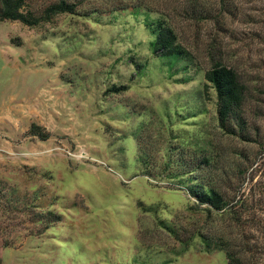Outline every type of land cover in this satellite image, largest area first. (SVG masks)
Returning <instances> with one entry per match:
<instances>
[{"label": "rangeland", "instance_id": "1", "mask_svg": "<svg viewBox=\"0 0 264 264\" xmlns=\"http://www.w3.org/2000/svg\"><path fill=\"white\" fill-rule=\"evenodd\" d=\"M58 1L21 10L39 17ZM188 1L85 0L35 26L0 21V264H228L226 250L264 264V145L249 146L252 167L227 196L239 222L207 217L187 191L197 151L242 147L217 128L207 45L217 35L262 69L264 0H228L224 32L191 19ZM158 20L184 57L152 53ZM255 124L264 139V118Z\"/></svg>", "mask_w": 264, "mask_h": 264}, {"label": "trees", "instance_id": "2", "mask_svg": "<svg viewBox=\"0 0 264 264\" xmlns=\"http://www.w3.org/2000/svg\"><path fill=\"white\" fill-rule=\"evenodd\" d=\"M84 1L75 0L69 3L67 0H59L47 6L39 17H35L22 12L25 0H0V21H18L27 26H35L48 22L57 15L75 14L77 7ZM184 11L193 20L213 21L219 32L226 31L225 17L234 18L236 15L228 0H219L212 8L189 0ZM148 27L154 36L151 48L155 56L176 59L185 56V51L177 43L174 30L163 20L148 24ZM206 57L209 68L205 72V81L215 93L217 128L221 134L237 141L242 147H231L228 148L230 152H227L224 146L219 145L210 150L197 151L194 168L196 174L191 177L194 184L187 191L194 199L196 207L203 208L202 211L207 217L211 212H216L219 216L226 213L237 223L240 216L234 211L236 205L229 206L227 196L232 191L233 194L240 191L246 173L252 167L249 146L261 148L264 145L260 128L255 124L257 118H264V109L261 106L264 95V67L261 66L262 69H257L254 74L248 71L243 66V61L235 60L229 55L225 50L223 38H218L217 35L209 41ZM260 62L264 65V58H261ZM254 82L255 86L251 88ZM127 88L113 86L108 93L118 94ZM30 133L41 140L48 138V135L43 134L40 127L35 125H32ZM197 237L205 252L215 249L211 236L198 230ZM226 256L228 264H240L239 258L232 252L226 250Z\"/></svg>", "mask_w": 264, "mask_h": 264}]
</instances>
